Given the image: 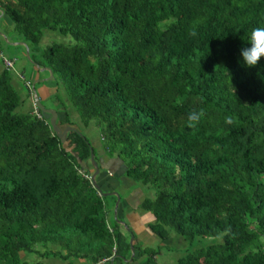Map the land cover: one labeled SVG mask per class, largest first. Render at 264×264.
Returning <instances> with one entry per match:
<instances>
[{"label": "trees", "instance_id": "obj_1", "mask_svg": "<svg viewBox=\"0 0 264 264\" xmlns=\"http://www.w3.org/2000/svg\"><path fill=\"white\" fill-rule=\"evenodd\" d=\"M0 9L29 62L59 85L56 125L73 126L60 139L48 118L17 111L3 69L0 264H44L21 251L100 264L148 254L129 225L106 216L89 180V148L95 163L97 149L78 122L93 119L104 156L153 188L138 201L149 231L205 238L175 264H264V59L248 68L240 56L252 29L264 27V0H2ZM43 30L74 43L38 48ZM97 165L96 183L111 191ZM66 235L96 245L62 251Z\"/></svg>", "mask_w": 264, "mask_h": 264}, {"label": "rangeland", "instance_id": "obj_2", "mask_svg": "<svg viewBox=\"0 0 264 264\" xmlns=\"http://www.w3.org/2000/svg\"><path fill=\"white\" fill-rule=\"evenodd\" d=\"M7 21L10 23V26L13 29V31L11 32L12 35L15 37H19V35L16 33V30L14 29L12 21L9 20L8 18H7ZM50 42H59L63 44L74 43V41L67 34L61 35L51 30H43L41 37L39 39V43L37 45L38 48L45 47ZM0 48L2 52L4 53V55L9 56L11 58L14 57L13 58L14 68L20 71L19 73L23 77V80L21 79V81H18L19 86L16 91L17 96H18V103H17L18 105L16 107V110L26 111L31 108L34 110L35 103L32 102L33 100L31 99V96L27 94L26 92L28 88L26 89V86L23 85L24 80L30 81V83L34 81L33 91L35 92L38 102L41 103L44 107H51V108H55L56 110L58 109L57 115L58 117H60L62 115L63 106L60 105L59 107L58 105L59 103L53 98L54 94L52 96L53 91H55L56 88L59 89V85H55L54 81L49 79L48 76H45V74L39 73L37 68L29 62L27 54H26L27 53L26 47L23 49L20 45H17V46L6 45L3 39L0 37ZM39 75H41L42 77V79L40 80H38ZM60 90L61 91H59V94L60 96H62V89L60 88ZM66 108L71 114V116L74 119L76 117V120H77L78 117L76 113L72 111L69 103L66 104ZM93 120L90 121V123L86 126L78 122L79 118L77 122H78L79 129L87 135V137L90 139L93 146L97 149V147L102 144V140H100L98 137V126L95 125ZM105 157H109V156L106 155ZM88 164H85V165H88ZM108 166L111 168L110 170H108L109 173L106 172L105 175L103 174L104 176H106L108 187H110L113 183V186L115 188L111 191H115L120 194V201H119L120 203H118L117 209L115 212L116 219L118 221H123L124 219L123 215L125 214V212H123V207H125V203H123V200L126 201L127 199L130 205L133 206V209L135 210L134 213L135 214L138 213V215H140V219L143 221V223L146 224L147 223L146 221L150 220L149 218L150 212L146 209H142L138 205L139 203L138 201L143 196H152L154 194L153 188H149L148 186L140 183L139 181L132 180L130 177L126 176L122 172V170L120 172L114 169L116 173L113 174L114 170L112 169L115 168L113 166V163L111 164L108 163ZM111 174H113V176ZM89 180H90V177H89ZM103 198H104V201L109 203L108 207H109L110 212H112L113 210L112 203L114 202V200H116V197L114 199L112 195L107 194L106 196H103ZM129 207L130 206L128 205V208ZM125 224L127 225V223ZM121 226H122L121 229L124 230L123 228H125V226L124 225H121ZM138 230L140 231L137 232L135 240L140 245L146 246L148 248L147 250L148 254H142L141 256L138 255L139 257L136 256V258L134 259L132 258V255L130 254V256L128 257V260H130V258L133 260L137 259L136 262H139V264H145L148 258L150 259L148 264H175L176 257H178L183 252H185L187 248L190 249L191 247H194L200 243H204V240H205V238H203L198 243L197 241H194V242L191 241L189 243L188 241L184 240L181 236H179L176 233L175 235L173 234V236L170 238L159 239V237L149 232L148 231L149 229H147V227H145V229L141 227ZM81 240L82 239L77 238V235H73V236L66 235L67 243L64 244L62 251H65L66 247L71 248V249L73 248L76 249L77 247L88 248L91 245H94V246L96 245V243H94L95 241H91V242L83 241L82 242ZM51 244H53L54 246L59 245L53 242ZM153 251H155V253L151 255L150 252H153ZM23 254H25V258L29 261L43 259L42 257L35 255L33 252L21 251L20 256L22 258H23ZM48 256H50V258L54 260H58L59 258L64 260L59 253L56 255L48 254ZM53 256H56V257H53ZM66 258L67 259L64 260L65 262L61 261V264H86L87 263V262H82V263L79 262L77 258L80 259V257H76V256L74 257V255L72 254H70ZM82 259H85V258H82ZM119 261L120 260L118 261L115 260L114 264H119ZM88 263H90V259L88 260ZM121 264H125V263L121 262Z\"/></svg>", "mask_w": 264, "mask_h": 264}, {"label": "crops", "instance_id": "obj_3", "mask_svg": "<svg viewBox=\"0 0 264 264\" xmlns=\"http://www.w3.org/2000/svg\"><path fill=\"white\" fill-rule=\"evenodd\" d=\"M2 0H0V2H1ZM7 16L1 11V9H0V37L3 39V41H4V43L6 44V45H13V46H17V45H20L23 49L26 47V45H25V43L24 42H22L21 41V39L19 38V37H15V36H13L12 35V31H13V29H12V27L10 26V23L7 21ZM9 19V18H8ZM10 20V19H9ZM17 50V49H16ZM0 51H1V53L4 55V53L2 52V50H1V48H0ZM17 52V51H16ZM4 56H6V55H4ZM8 59H11L12 61L14 60L13 58L14 57H9V56H6ZM13 67H14V64H13ZM3 69H4V66H3V64H2V62H1V59H0V73L3 71ZM15 69V68H14ZM38 70V72L39 73H41V74H45L44 73V70L45 71H47L46 69H44V68H38L37 69ZM10 71V70H9ZM15 73L14 72H11L10 71V82H11V84H12V86L17 90L18 89V86H19V83H18V81H21V79H19V77H18V75H17V73L18 74H20L19 72L20 71H18V70H16L15 69ZM45 76H46V74H45ZM40 79H42V77H41V75H39V79L38 80H40ZM23 83V82H22ZM33 83V86H34V81L32 82ZM23 85H24V83H23ZM25 86V85H24ZM26 89H27V87H26ZM29 90L27 89V94H29V92H28ZM98 137H99V135H98ZM96 155H97V163L99 162L100 164V167L105 171L104 173H109V171L108 170H110L111 168L108 166V163H113V166L115 167V168H113L112 166V170H118V171H120L121 172V170H123V166L121 165V163L115 158V157H113V156H111V157H105L104 156V154H103V151H102V148L100 147V145L97 147V151H96ZM114 170V172H113V174H115L116 173V171ZM113 174H111L112 176H113ZM105 175V174H104ZM104 175H102V177H104V181H103V183H102V188H104V189H108L109 187H108V183H107V180H106V176H104ZM110 187H113V189L115 188L114 186H113V183H112V185L110 186ZM112 189V190H113ZM118 190V189H117ZM109 190H107L106 192H104V193H107V194H113L112 192H108ZM118 193V192H117ZM107 194H105V195H103V196H106ZM119 194V193H118ZM114 195V194H113ZM120 201V194H119V200H118V202H117V205H118V203H120L119 202ZM114 203H115V200H114V202H113V207H114ZM123 203H125V207H123V212H125V214L123 215V217H124V219H123V222H125V223H127V225H131L130 227H131V229L133 230V232H135L134 234H135V237H136V235H137V232H139L140 230H138L139 228H144L145 229V227H147L146 226V224L145 223H143V221L140 219V215H138V213L137 214H135L134 212H135V210L133 209V206L132 205H130V203L127 201V199H126V201L125 200H123ZM130 206L129 208H128V205ZM108 206H109V203L108 202H106V210L108 209ZM127 209V210H126ZM112 214H113V210H112V212H110V210L108 209V211H107V215L106 216H112ZM132 214V215H131ZM135 221H137V222H135ZM106 222H107V220H106ZM119 224H121V223H119ZM122 225V224H121ZM124 229V228H123ZM147 229H148V227H147ZM149 231V230H148ZM150 232V231H149ZM128 238H129V236H128ZM139 242V241H138ZM53 257H56V256H53ZM137 257H139V256H137ZM65 259H67V258H65ZM64 259V260H65ZM64 260H62V259H58V260H54V259H51L50 258V256H48V257H44L43 259H40V261H42V263H44V264H61V261H63V262H65ZM77 260L79 261V262H88V260H86V259H82V257L79 259V258H77ZM86 260V261H85ZM118 261V259H114V261ZM136 260L137 259H135V260H128L127 261V263H125V264H139V262H136ZM114 261L110 258V260H109V263H112L113 262V264H114ZM139 261V260H138ZM67 262V261H66ZM121 262H123L122 260H120L119 261V264H121ZM101 264H103V263H101Z\"/></svg>", "mask_w": 264, "mask_h": 264}, {"label": "clouds", "instance_id": "obj_4", "mask_svg": "<svg viewBox=\"0 0 264 264\" xmlns=\"http://www.w3.org/2000/svg\"><path fill=\"white\" fill-rule=\"evenodd\" d=\"M248 45L250 46L240 49V56L246 67L253 68L258 66L260 61L264 59V27L252 29ZM198 119L199 116L197 113H191L188 117L189 125L194 126V123Z\"/></svg>", "mask_w": 264, "mask_h": 264}, {"label": "water", "instance_id": "obj_5", "mask_svg": "<svg viewBox=\"0 0 264 264\" xmlns=\"http://www.w3.org/2000/svg\"><path fill=\"white\" fill-rule=\"evenodd\" d=\"M26 54H27V53H26ZM44 69H46V70L48 71V73H49L48 78H51V73H50V71H49L47 68H44ZM32 100H33V102L35 103V105L39 108V110H40V112H41V114H42V117L44 116V117L48 118V122H49L51 128L57 133V135H58V137H59L60 139L63 138V135H64L66 129H68V128H73V126H65L64 128L60 129V128L56 125V123H55L56 110H55L54 108H51V107H44L41 103L38 102V100H37V98H36V95H35L34 93L32 94ZM88 154H89V162L92 164V167H93V171H92L91 174H90V181H91V183L93 184V186H94L98 191H100V194L105 195V194H107V193H104L103 191L100 190L99 185L96 183V181H95V179H94V176H95V174H96L97 171H98V165H97V163H95V161H94L93 158H92V149H91V147L89 148V153H88ZM111 192H112V193L115 195V197H116V200H115V203H114V207H113V214H112V216H113V218H115V220H117L116 217H115V212H116V209H117V202H118V200H119V194H118L117 192H115V191H111ZM117 222H118V223H121L122 225L125 226V228H127V227H126V224H125L123 221H118V220H117ZM130 238H131V235H130Z\"/></svg>", "mask_w": 264, "mask_h": 264}, {"label": "built area", "instance_id": "obj_6", "mask_svg": "<svg viewBox=\"0 0 264 264\" xmlns=\"http://www.w3.org/2000/svg\"><path fill=\"white\" fill-rule=\"evenodd\" d=\"M0 59H1V62H2V64H3V66H4V68H6V69H8V70H10V71H12V72H16L15 71V69H14V67H13V61L12 60H10V59H8V58H6V57H4L2 54H1V51H0ZM17 75H18V77L20 78V79H22L23 80V77H22V75L21 74H18L17 73ZM24 85L28 88V92H29V95L31 96V99H32V85H31V83H30V81H27V80H24ZM33 102V101H32ZM31 110H32V112L36 115V116H38V117H41L42 116V114H41V112L40 111H38V107L35 105V107H34V110L31 108ZM102 260H106L105 258L103 259H99L97 262H91L90 261V263H86V264H99V262H102Z\"/></svg>", "mask_w": 264, "mask_h": 264}, {"label": "flooded vegetation", "instance_id": "obj_7", "mask_svg": "<svg viewBox=\"0 0 264 264\" xmlns=\"http://www.w3.org/2000/svg\"><path fill=\"white\" fill-rule=\"evenodd\" d=\"M108 192H110V191H108Z\"/></svg>", "mask_w": 264, "mask_h": 264}]
</instances>
